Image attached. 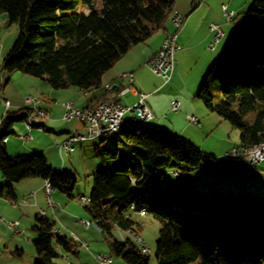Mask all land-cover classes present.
Instances as JSON below:
<instances>
[{"label": "trees", "instance_id": "trees-1", "mask_svg": "<svg viewBox=\"0 0 264 264\" xmlns=\"http://www.w3.org/2000/svg\"><path fill=\"white\" fill-rule=\"evenodd\" d=\"M175 0H0V13L18 33L0 60L3 72L44 78L53 88H101L102 75L127 50L164 29ZM197 0L193 1L196 6ZM236 38L214 59L196 96L239 131L240 145L264 141V0H252ZM234 17V15H233ZM9 78H7L6 83ZM27 107L8 110L0 119V196L14 200L12 183L29 177L48 180L68 197L76 178L60 174L43 152L9 156L4 139L14 134ZM253 112L252 119L245 117ZM99 163L89 174L87 204L95 227L110 237L116 256L128 264H149L132 239L119 242L117 227L138 232L126 211L146 207L159 223L157 264H264V193L210 187L208 193L157 186L161 169L191 172L215 159L177 133L150 125L124 126L95 147ZM81 197V196H80ZM91 220V221H92ZM35 264H55V243L77 254L76 244L54 231L55 222L37 213L30 226Z\"/></svg>", "mask_w": 264, "mask_h": 264}, {"label": "rangeland", "instance_id": "rangeland-1", "mask_svg": "<svg viewBox=\"0 0 264 264\" xmlns=\"http://www.w3.org/2000/svg\"><path fill=\"white\" fill-rule=\"evenodd\" d=\"M182 6H190V0H176ZM199 1V0H197ZM252 0H200V2L205 3V8L203 7L199 11L198 19L203 21L202 26L209 27L211 22L219 24L223 30L224 35L220 38L218 44L213 50L207 47V43L201 44L192 49L183 50V44L179 47L180 54L174 58V66L176 71H174V78H177V85L173 86L172 81H170L166 88L172 93L182 92L186 95H190L191 101L187 103V107L190 109H184L179 106L178 114L185 115L189 113L190 115L196 116L198 123H191L187 119L182 118L180 124L184 126V132L179 135L187 139L194 145L198 146L205 153L214 155L215 159L211 160L210 163L206 165H218L223 166L225 163L219 156L220 151H224L227 146L239 147V131L236 126L231 125L227 120H224L217 113L208 111L201 99L196 96V88L198 87L207 72L209 66L214 61V59L220 54L222 49L233 41L237 36L238 22L247 18V9L251 5ZM224 4L228 11H233L234 17L232 22H227L222 11L221 5ZM206 10V11H205ZM183 13V12H181ZM184 14V13H183ZM202 23V22H201ZM199 27L191 38V42H197L200 37L204 34V28ZM18 33V27L16 23L8 25L6 22V14L4 12L0 13V60L1 58L10 50L14 39ZM178 44V43H177ZM205 66L203 74L199 80L197 78V70L201 67V64ZM147 68V67H146ZM147 70V69H146ZM147 73L153 78L157 79L150 70ZM149 77V80L150 78ZM10 78L11 90L14 93H20L31 86L34 81H41V78L34 77L19 71H14L12 73L3 72V76L0 78L1 89L6 86V80ZM29 78L26 81L25 79ZM158 80V79H157ZM196 81V82H195ZM116 83L120 84L121 81L116 79ZM9 84V82H8ZM194 84V86H193ZM172 86L174 87L172 89ZM192 87V88H191ZM72 88V87H71ZM74 88V87H73ZM198 89V88H197ZM75 90V89H73ZM30 92V91H29ZM21 95V94H20ZM23 95V94H22ZM33 96L32 93H30ZM27 96V95H26ZM24 96V97H26ZM77 99V98H75ZM71 101L74 105L75 102ZM86 102V100H85ZM78 103V100H77ZM2 98L0 97V109L3 108ZM254 113L250 112L246 115V119H252ZM61 118V122H64V126H71L73 123H78L76 120H71L70 122H65ZM152 123V122H151ZM148 122V125L151 124ZM21 125L24 126L22 122H16L13 129L16 134L22 135L27 133V131L22 132ZM25 127V126H24ZM123 127L119 128L118 131L122 130ZM83 131V129H81ZM31 137V134L28 133ZM33 135V134H32ZM51 139L46 137L45 146H39L38 144H32L31 141L19 140L20 147H25L27 150H15L8 149V155L12 156L17 153H40L46 151V157L49 165L59 167L57 171L60 174H70L76 178V184L73 188V197H68L67 195L61 193L58 190H53L50 195V203L55 206L51 208L47 204V198L39 202V206L36 205L37 198H29L28 190L32 189V185H23L24 183H19V187L16 189V205L11 204L10 199H3L0 197V264H35L37 261L36 252L32 244V239L35 237V233L31 231L30 225L34 223V216L36 213L42 215V211L46 212L47 218L52 219L55 222V228L59 229L60 234H64L67 240L75 241L73 236L77 235L79 241L75 242H86L89 248H84L82 245L78 244L75 246L77 254L70 252H65L53 240V245L57 250L58 256L54 259L55 264H104L96 258V254H105L111 257V264H128L122 257L116 256L113 253L112 247L110 245V237L107 234L102 233L97 227L90 225L85 227L82 224V220L91 221L92 218L90 214L85 210L80 196H89L92 181L89 175L94 167L99 163V160L94 155L95 147L102 141L103 137L96 136L86 140H79L74 144V150L69 154L63 152V157L61 159L58 151H54L57 148L56 140L58 137L65 134H58V131L48 133ZM112 134H109L105 139L108 140ZM10 140L15 138V134L8 136ZM17 137V136H16ZM233 145V146H232ZM50 146H53L50 149ZM228 148L227 150L231 149ZM54 148V150H53ZM57 150V149H56ZM237 162L241 166H247L253 170V172H258V167L260 164L251 165L243 158H232L227 162ZM208 174L207 169L204 167L197 168L191 172H179L175 174L173 170L162 168L161 178L157 181V186L162 188H187L191 192H202L208 193L210 186L202 188L200 184L201 181H207L206 175ZM250 176V174H246ZM3 180L0 175V181ZM204 183V182H203ZM211 181L208 179V184ZM251 183V182H250ZM18 182L12 183V186H16ZM207 184V183H204ZM26 186V188L24 187ZM199 186V188L197 187ZM227 189L232 191L249 190L254 191L257 194L264 193V186L255 190L254 185L247 184L243 182L241 184H235L229 188L222 186L219 188L221 195H224ZM31 190L30 192H32ZM132 219H134L139 225L138 234L142 237L145 246L148 248L146 252L149 258V264H157L155 257V243L158 239V221L151 215H140L135 210L126 211ZM6 220H17L18 221V233H13L11 230L7 229L4 221ZM75 234V235H74ZM112 238L119 242H125V239L133 238L129 236L125 230L120 228H113L111 231ZM134 241V240H133ZM18 243L21 253L15 251V245Z\"/></svg>", "mask_w": 264, "mask_h": 264}, {"label": "crops", "instance_id": "crops-1", "mask_svg": "<svg viewBox=\"0 0 264 264\" xmlns=\"http://www.w3.org/2000/svg\"><path fill=\"white\" fill-rule=\"evenodd\" d=\"M193 1L194 0H190V6L188 7L186 3L184 6H182L180 4V1L176 2L175 0L173 7H172L173 12H180V13L183 12L184 14L183 13L182 14L185 16L182 27L176 32L177 34L176 43H178L177 44L178 46H180V44H183L182 48L184 51L189 48L192 49V48H195V46L198 47V46H201V44L210 42L212 38V33L210 32L209 27L206 28L205 25L202 26L203 21H201V19H198L199 16L197 13H199V11H201L203 7L205 8V3L204 2L202 3L199 0L196 6H193ZM201 26L204 28V34L202 35V37H200V39H198L197 42L192 43L190 41L192 36L196 32V29ZM173 30L174 29H173V26L169 18L165 23L164 29L156 31L152 36H150L144 42L131 46L127 50V52L124 53L113 64V66L102 75L101 88L97 90L84 92L74 86H67L64 88H53L49 85V83L44 78H41V81L33 80L34 83L31 86H29L28 89L23 90L22 92L17 94V93H14L13 90H11V82L9 78L8 80L9 84L7 82L6 86L1 89V98H4L9 102V107L6 108L4 103L2 102L4 106L3 108L0 109V119L4 115V113L8 110H16L21 107H28L30 105V102L29 100L25 99L24 96L26 95L31 96L30 93H32L33 96L31 97H37L40 99L38 104L40 107H42L48 112V118L41 120L39 122V127L37 126L32 127L29 131H27L26 128L23 125H21L22 132L27 131V133L31 134V138L29 139V141H31L32 144L35 143V144H38L39 146H45L47 145L46 137L48 139H51V136H49L48 133L57 130L58 134H61V133L65 134L63 136L58 137V139L56 140V142L59 144L60 141L64 139L67 135L75 133V132H81V129H83V125L79 122L73 123L71 126H67V125L64 126V122H61V116H62L63 108H64L63 107L64 101L72 100L73 102H75L76 104L75 106H78V107H86L89 105H94L97 102L102 101V100H114L124 105H131L137 100L138 98L137 93L142 92L146 94L145 102L153 113V118L148 121L150 123L152 122L150 126L157 127L162 130L170 131V132L177 133V134L183 133L185 129H184V126L182 127V125L184 124L183 123L180 124V120L182 121V118L187 119L186 116L190 114L189 113H185V115H182L181 113L178 114L179 113L178 110H179V106H182L183 110L190 109L189 107H187V103L191 101V97L190 95H186L185 93H182V92L172 93V90L170 91L169 89L166 88V85L170 81H172V78L174 79L172 85L173 86L177 85V82H178L177 78L176 77L174 78V73H175L174 71H176L175 66L173 68V72H172L170 80L167 83H163L162 79L154 74L153 75L158 80L153 79L147 73V70H149V68L148 67L146 68V65H145V61L157 49L165 33L172 32ZM218 42L216 44H218ZM182 48L179 47V49L174 54V58L176 55L178 58V55L180 54L179 50H181ZM206 64L208 63H204V65L201 64V67H199V69L197 70V76H198L197 78H199V80L203 74V70L205 66H207ZM123 71L132 72L133 82H132L131 90L126 91L125 93L121 94L119 93V90L126 84V80L119 77V73ZM149 77H151L150 80H149ZM28 79L29 78H26L25 80L30 81ZM116 79L120 80L121 83L120 84L116 83ZM105 85H109L110 89L107 90L105 88ZM173 86H172V89L174 88ZM77 100H78V103H77ZM173 101L177 102L176 110L171 109V103ZM67 122H70V121H67ZM14 134H15V138H13L12 140H10L9 137L4 139L6 151L9 148L10 149L15 148V150H22V149L27 150L23 146L20 147L19 140H18L20 139L19 137L20 135L16 134L15 131H14ZM58 144H57V148L54 147L55 150L54 148L53 150L58 151L62 159L63 152L59 151ZM52 147L53 146H50V149ZM229 147L230 146H227V148L225 147L224 151H220L219 154H222L223 152L227 151ZM73 150H74V146H73ZM43 154L46 157L47 152L43 151ZM46 160H47V157H46ZM259 166H260L258 167L259 171L253 172L251 168L247 166H241L237 162H231V161L224 163L222 167L218 165L203 164L200 167L206 168L208 174L206 175L207 179H205L207 181H201L202 183L200 184V186H202L203 189L206 188L208 185L210 187L214 186L215 188L219 189L222 186L229 188L230 186H234L237 183L241 184L243 182H246L248 185L253 184L254 189L257 190L261 188L262 186H264V163L263 165L261 163ZM51 167L55 171H57V169L59 168L53 165ZM210 168L218 171V175L216 176L211 175L210 170H209ZM248 173L250 174V176H246V174ZM208 179L211 181L210 184H208ZM43 182L44 180L38 177H29V178L22 179L21 181L18 182L16 186L13 187L14 193H15L14 200H16L17 198L16 189L19 187L18 186L19 183H24L23 185H32L31 186L32 189L28 190V197L33 198V199L37 198L35 202H36V205L39 206L40 204L39 202H41V200H44L46 198L45 193L42 189ZM203 182L207 184H204ZM3 183H4V179L0 181V185H2ZM24 187L26 188V186ZM197 187L199 188V186ZM31 190H33L32 191L34 193L33 196H29V193ZM0 197L5 199L2 196ZM46 214L47 213L44 212V215L47 217ZM61 235H64V234H61ZM75 236L77 237V235ZM72 242L75 243L76 245L79 244L75 241H72ZM16 244L17 245H15L16 246L15 251L17 253H21L22 250L20 249L18 243Z\"/></svg>", "mask_w": 264, "mask_h": 264}, {"label": "built area", "instance_id": "built-area-1", "mask_svg": "<svg viewBox=\"0 0 264 264\" xmlns=\"http://www.w3.org/2000/svg\"><path fill=\"white\" fill-rule=\"evenodd\" d=\"M221 11L227 22H232L233 20V11H228L224 4L221 5ZM185 16L178 12L177 17L172 21L173 31L165 33L163 36L159 46L157 49L150 55V57L145 61L146 67L156 76L160 77L163 83H167L172 75L174 68V54L179 49V46L176 43V32L179 30L184 23ZM209 30L212 33V38L210 42H208L207 47L209 49H213L215 44L220 40V38L224 35L223 28L217 24L211 22L209 24ZM119 77L126 80V84L119 90V93L123 94L126 91L131 90L132 82H133V74L132 72H120ZM110 89L108 85L107 90ZM137 100L131 105H124L118 101L114 100H102L97 102L94 105H89L86 107H82L80 109L75 110V112H67V105H69L70 101L63 103V113L61 118L65 121L76 120L77 122L83 125V131L75 132L67 135L64 139L60 141L58 144V149L60 152L70 153L73 150L74 144L77 142V138H85L88 136H92L98 131H101L105 128H112L113 122L118 119H135L140 122H148L153 118V113L150 108L147 106L145 102L146 94L142 92L137 93ZM0 97H1V83H0ZM25 99H29L30 105L27 114L25 115L22 123L24 124L27 131H29L32 127H39V122L43 119L48 118V112L39 106L40 100H31L29 97H25ZM2 102L5 107H9V102L2 98ZM177 102L173 101L171 103V109L176 110ZM187 120L191 123H198L196 116L187 115ZM21 140L27 141L31 137L28 133L22 134L19 136ZM219 158L227 163L228 160L232 158H243L249 164L256 165L264 161V147H246L241 145V149H231L223 152ZM211 175H218V171L214 169H209ZM50 184L48 180H44L42 184V189L47 198V204L53 208L50 203V195L49 194ZM34 193H29V196H33ZM84 203H86V198L84 196ZM11 204L16 205L15 201H11ZM44 214V211H42ZM0 220L2 217L0 216ZM82 224L87 227V221L82 220ZM4 224L7 229L11 230L13 233H18V221L17 220H6ZM54 231H58L59 229H54ZM75 241H79L76 236H73ZM82 245L84 248H89L86 242H77ZM148 251V248H147ZM100 255L104 264H111L108 259L103 257V254Z\"/></svg>", "mask_w": 264, "mask_h": 264}, {"label": "bare ground", "instance_id": "bare-ground-1", "mask_svg": "<svg viewBox=\"0 0 264 264\" xmlns=\"http://www.w3.org/2000/svg\"><path fill=\"white\" fill-rule=\"evenodd\" d=\"M177 15H178V12L172 11V15L170 17L171 23L177 17ZM105 88L107 89L108 85H105ZM27 97H29L31 100H40L37 97H31L29 95H27ZM27 100H29V99H27ZM27 108L29 109V106ZM80 108H82V107L75 106L71 102H69V105H67V112H75V110L80 109ZM147 125H148V122H140L139 120H135V119H118V120H115V122H113L112 128L102 129L101 131H98V133H95L92 136H88L87 139H90V138H93L96 136H101L103 138H106L109 134L118 132L119 128L124 127V126L132 127V126H147ZM79 140H85V138H77V141H79ZM243 146H246V147H264V141L260 142L258 144H254V145H244L243 144ZM234 149H241V145L239 147L234 146ZM52 190H53L52 187H49V194H51ZM30 193H32V192H30ZM85 198H86V204H87L88 197L85 196ZM80 200H81L82 204H85L84 203V196H81ZM146 210H147L146 207H141V208H138L137 213H139L140 215H145ZM85 221H87V227L90 225L95 226V223L93 222V220L92 221L85 220ZM125 231L129 236H131L133 238L134 242L137 243V245L140 247L142 252L146 253L147 247L145 246L142 237L136 231H134L131 228L126 229ZM55 232L58 235V231H55ZM103 257L108 259V261L111 263V257L109 255L103 254ZM96 258L103 263L100 255H97Z\"/></svg>", "mask_w": 264, "mask_h": 264}]
</instances>
